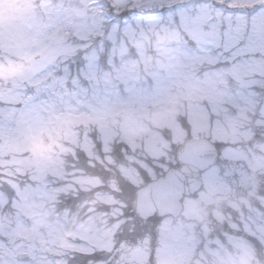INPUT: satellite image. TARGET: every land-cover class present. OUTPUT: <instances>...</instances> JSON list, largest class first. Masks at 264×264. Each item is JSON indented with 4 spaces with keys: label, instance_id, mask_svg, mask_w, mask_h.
Returning a JSON list of instances; mask_svg holds the SVG:
<instances>
[{
    "label": "snow or ice",
    "instance_id": "1",
    "mask_svg": "<svg viewBox=\"0 0 264 264\" xmlns=\"http://www.w3.org/2000/svg\"><path fill=\"white\" fill-rule=\"evenodd\" d=\"M7 6L0 264H264V0Z\"/></svg>",
    "mask_w": 264,
    "mask_h": 264
},
{
    "label": "rangeland",
    "instance_id": "2",
    "mask_svg": "<svg viewBox=\"0 0 264 264\" xmlns=\"http://www.w3.org/2000/svg\"><path fill=\"white\" fill-rule=\"evenodd\" d=\"M22 0H8L6 13L15 15L19 10L16 5ZM229 194L223 192H207L203 197L196 201H190L183 209L182 219L184 223H195L207 220L210 216H219L222 207L230 203ZM180 218V217H178Z\"/></svg>",
    "mask_w": 264,
    "mask_h": 264
},
{
    "label": "water",
    "instance_id": "3",
    "mask_svg": "<svg viewBox=\"0 0 264 264\" xmlns=\"http://www.w3.org/2000/svg\"><path fill=\"white\" fill-rule=\"evenodd\" d=\"M177 211H180L179 209H177Z\"/></svg>",
    "mask_w": 264,
    "mask_h": 264
}]
</instances>
